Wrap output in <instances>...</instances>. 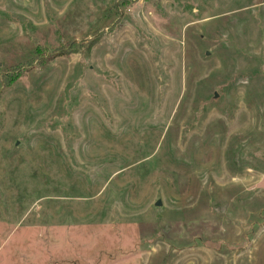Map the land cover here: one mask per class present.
I'll use <instances>...</instances> for the list:
<instances>
[{
	"label": "rangeland",
	"instance_id": "rangeland-1",
	"mask_svg": "<svg viewBox=\"0 0 264 264\" xmlns=\"http://www.w3.org/2000/svg\"><path fill=\"white\" fill-rule=\"evenodd\" d=\"M0 264H264V0H0Z\"/></svg>",
	"mask_w": 264,
	"mask_h": 264
},
{
	"label": "trees",
	"instance_id": "trees-1",
	"mask_svg": "<svg viewBox=\"0 0 264 264\" xmlns=\"http://www.w3.org/2000/svg\"><path fill=\"white\" fill-rule=\"evenodd\" d=\"M41 61H42V62H46V59L43 58V59H41ZM16 77H17V76H16ZM16 77L12 75V76L9 78L8 82H9V83H12V82L16 79Z\"/></svg>",
	"mask_w": 264,
	"mask_h": 264
}]
</instances>
